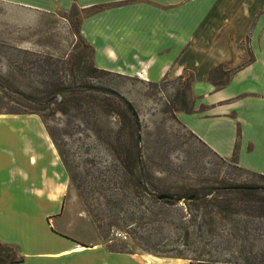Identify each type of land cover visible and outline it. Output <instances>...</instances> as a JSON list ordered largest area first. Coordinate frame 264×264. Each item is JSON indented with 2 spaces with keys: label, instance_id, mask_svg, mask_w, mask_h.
I'll list each match as a JSON object with an SVG mask.
<instances>
[{
  "label": "crops",
  "instance_id": "0c3cea01",
  "mask_svg": "<svg viewBox=\"0 0 264 264\" xmlns=\"http://www.w3.org/2000/svg\"><path fill=\"white\" fill-rule=\"evenodd\" d=\"M0 6L33 18L71 7L94 10L78 23L94 68L152 84L191 74L192 112L176 113L177 122L221 159H230L236 145L237 166L264 176V0H0ZM248 54L251 62L222 88L206 81L211 69H235ZM67 189V173L41 120L1 114L0 243L18 249L20 264H66V254L78 258L74 264H188L101 246L66 252L68 242L49 223ZM23 244L34 248L30 263Z\"/></svg>",
  "mask_w": 264,
  "mask_h": 264
},
{
  "label": "rangeland",
  "instance_id": "374dc122",
  "mask_svg": "<svg viewBox=\"0 0 264 264\" xmlns=\"http://www.w3.org/2000/svg\"><path fill=\"white\" fill-rule=\"evenodd\" d=\"M80 14L78 11L75 17L57 14L33 18L32 15L0 6V73L15 75L7 67L11 64L21 67L20 62L24 58L22 52L38 55L50 53L58 57L67 54L72 46L79 47L71 24ZM19 21L30 25L22 27ZM5 45L17 49V52ZM248 57L244 56L242 62L245 63ZM224 69L230 70L227 66ZM182 77L185 79V74ZM15 80L20 91L26 88L28 93H34L39 88L34 80L25 75L23 78L15 77ZM140 81L138 78L110 76L95 80V83L110 88L131 104L140 129L142 162L153 178L164 181L167 187L185 183L220 187L224 182L264 185V180L254 177L256 173L234 168L230 159L223 163L219 161L172 119L171 111L177 109L174 93L182 88L184 81L167 78L156 86ZM187 98L186 93L184 100L187 101ZM13 105L6 100L1 101L0 115L21 111ZM44 121L48 128L59 133L58 145L67 165L64 168L68 176L67 193L60 213L49 223L54 235L68 242L66 252L74 250L76 246L84 249L101 246L103 249L125 248L121 250L127 254L169 259H175L179 254L181 257L192 256L187 248L180 246L177 218L185 210L181 203L166 208L167 220H164V211L160 206L146 201L141 192L132 195L126 185L124 171L108 144L93 139L77 121L73 120L65 127V119L57 113L47 116ZM112 123L107 118L99 124V129H112ZM67 129L72 130L73 134H63ZM180 177L185 178L181 184L178 180ZM214 179L216 184H212ZM218 182L221 184L218 185ZM189 209L193 215L194 208ZM148 212L152 214L151 222L145 219L149 216ZM254 222L261 224L262 228L256 234L257 240L251 242L250 253L247 251L243 257L264 263V221ZM147 237L150 245L142 241ZM22 246L24 252L21 253L30 263L34 248ZM65 256L66 264H74L78 259H73L75 255L71 254ZM226 258L228 256L224 253L223 259Z\"/></svg>",
  "mask_w": 264,
  "mask_h": 264
},
{
  "label": "trees",
  "instance_id": "16d2710c",
  "mask_svg": "<svg viewBox=\"0 0 264 264\" xmlns=\"http://www.w3.org/2000/svg\"><path fill=\"white\" fill-rule=\"evenodd\" d=\"M91 11L94 10L80 12V17L74 19L71 24L73 37L79 41V47L72 46L67 54L58 57L50 53L38 55L22 52L24 58L20 62L21 67H14L12 64L7 67V70H13L15 75L0 73V102L6 100L21 110L10 114H31L41 120L65 169L67 165L64 153L58 145L59 133L48 128L44 121V118L53 113L65 119V127H68L71 121H77L91 134L93 139L108 144L118 165L124 171L126 185L132 195L141 192L146 201L160 206L164 211V220H167L165 209L181 203L185 210L177 218L180 246L183 249L187 248L192 256L181 257L179 254L175 259L187 260L188 264H264L263 261H250L243 257L247 251L250 253L253 246L251 242L257 240L256 234L262 228L261 224H256L254 221H264V185L218 182V185L221 184L220 187L213 185L200 187L194 183L181 184L185 178L180 177L178 179L180 186L167 187L164 181L155 179L149 174L142 162L140 129L138 123L134 124L136 113L131 104L110 88L95 83V80L104 77H127L98 70L92 65L93 51L78 35L80 18ZM76 12L78 11L71 7L66 14H61V16L75 17ZM5 47L17 52V49L8 45ZM249 62H251L250 55L245 63L235 69L227 70L224 69V65H218L207 73L206 81L213 88L220 89L227 84L235 71ZM24 75L34 80L39 87L34 90V93H28L26 88L19 90L15 77L23 78ZM175 80L184 81L182 88L174 93L177 109L171 111V116L177 123L173 113L192 112L193 99L190 95L192 77L187 73L185 79L181 76ZM186 93L187 101L184 100ZM130 113L134 114V118L130 116ZM107 118L113 121V128L100 130L99 124ZM67 132L70 135L73 134L70 129L63 131V134ZM189 135L194 138L191 134ZM208 151L222 163L226 161L210 150ZM235 154L236 145L233 147L230 158L233 167L239 171L249 172L237 166ZM254 177L264 180V176L259 174ZM216 183L215 179L212 180V184ZM159 195L170 196L171 200L157 201L156 197ZM187 197H192V199L186 201ZM189 207L194 208L193 215L190 214ZM147 214L149 216L145 219L151 222L152 214L150 212ZM142 241L145 245H150L148 237ZM121 249L125 248H107L109 252L126 253ZM224 253L228 258L223 259ZM22 261L23 257L15 246L0 243V264H20Z\"/></svg>",
  "mask_w": 264,
  "mask_h": 264
},
{
  "label": "water",
  "instance_id": "95a60500",
  "mask_svg": "<svg viewBox=\"0 0 264 264\" xmlns=\"http://www.w3.org/2000/svg\"><path fill=\"white\" fill-rule=\"evenodd\" d=\"M130 116L132 118H134V114L133 113H130ZM134 124L137 125V120L136 119L134 120ZM191 199H192V197L185 198L186 201H189ZM156 200L157 201H163V200L170 201L171 200V197L170 196H167V195H159V196L156 197Z\"/></svg>",
  "mask_w": 264,
  "mask_h": 264
},
{
  "label": "bare ground",
  "instance_id": "6f19581e",
  "mask_svg": "<svg viewBox=\"0 0 264 264\" xmlns=\"http://www.w3.org/2000/svg\"><path fill=\"white\" fill-rule=\"evenodd\" d=\"M76 249H77L78 251H83V250H84V249L81 248V247H76Z\"/></svg>",
  "mask_w": 264,
  "mask_h": 264
}]
</instances>
